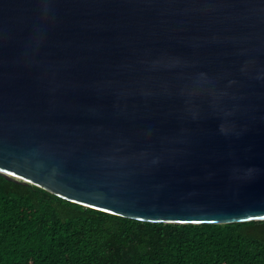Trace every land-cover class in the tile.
Instances as JSON below:
<instances>
[{
  "label": "water",
  "instance_id": "95a60500",
  "mask_svg": "<svg viewBox=\"0 0 264 264\" xmlns=\"http://www.w3.org/2000/svg\"><path fill=\"white\" fill-rule=\"evenodd\" d=\"M0 175L142 222L264 221V0H0Z\"/></svg>",
  "mask_w": 264,
  "mask_h": 264
},
{
  "label": "trees",
  "instance_id": "16d2710c",
  "mask_svg": "<svg viewBox=\"0 0 264 264\" xmlns=\"http://www.w3.org/2000/svg\"><path fill=\"white\" fill-rule=\"evenodd\" d=\"M0 264H264V221L142 222L0 175Z\"/></svg>",
  "mask_w": 264,
  "mask_h": 264
}]
</instances>
